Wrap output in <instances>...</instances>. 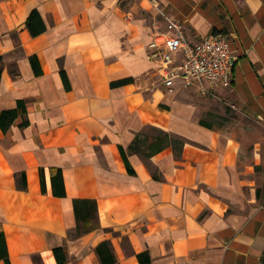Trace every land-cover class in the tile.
Returning <instances> with one entry per match:
<instances>
[{
  "label": "crops",
  "instance_id": "obj_1",
  "mask_svg": "<svg viewBox=\"0 0 264 264\" xmlns=\"http://www.w3.org/2000/svg\"><path fill=\"white\" fill-rule=\"evenodd\" d=\"M33 10L38 35L26 26ZM168 19L190 43L228 40L230 85L205 83L207 95L264 125V0H0V232L9 264H57L54 247L66 264H264V188L244 176L236 144L162 86L149 57ZM124 79L132 81L112 86ZM182 87L203 95L181 81L173 89ZM152 128L182 138L181 155L130 153ZM56 169L64 197L53 193ZM76 199L97 204L95 226L79 236Z\"/></svg>",
  "mask_w": 264,
  "mask_h": 264
},
{
  "label": "built area",
  "instance_id": "obj_2",
  "mask_svg": "<svg viewBox=\"0 0 264 264\" xmlns=\"http://www.w3.org/2000/svg\"><path fill=\"white\" fill-rule=\"evenodd\" d=\"M149 56L159 64L162 86L172 90L177 81L184 87L197 86L203 95L208 94L204 84L211 87H228L235 56L228 40L223 36L190 43L184 36L182 24L167 20L166 31L153 38Z\"/></svg>",
  "mask_w": 264,
  "mask_h": 264
},
{
  "label": "rangeland",
  "instance_id": "obj_3",
  "mask_svg": "<svg viewBox=\"0 0 264 264\" xmlns=\"http://www.w3.org/2000/svg\"><path fill=\"white\" fill-rule=\"evenodd\" d=\"M182 101L194 107V117L236 144L244 176L264 188V125L250 120L218 95H200L190 88H174Z\"/></svg>",
  "mask_w": 264,
  "mask_h": 264
},
{
  "label": "trees",
  "instance_id": "obj_4",
  "mask_svg": "<svg viewBox=\"0 0 264 264\" xmlns=\"http://www.w3.org/2000/svg\"><path fill=\"white\" fill-rule=\"evenodd\" d=\"M41 24L40 17L37 13V11L33 10L26 22V26L29 29L30 33L32 35H38L39 33H42L44 30V26L40 25V29L38 28V24ZM1 61V59H0ZM36 59L32 57V64L36 65ZM64 82L67 83V79L65 77V74L62 72ZM132 81V79H124L115 83H112L113 85H125ZM18 106H22V103L19 102ZM23 108V107H22ZM5 114L9 115L11 114L14 116L15 111H9ZM200 125L211 129L212 126L204 121L199 122ZM152 131L155 132L153 136H149L146 133L138 134L132 144L129 147L130 153H135L140 155L144 159H149L150 157L154 156L155 154L163 151L166 148H171L174 152V154L179 157L182 152V148L184 146V140L180 137L172 136L164 131L154 129L152 128ZM120 152L122 154V157L124 159V162L129 167L126 153L122 148H120ZM154 178H157V176L154 175ZM51 183H52V189L54 195H60V197L65 196L64 191V185L62 180V173L60 169H56L52 172L51 175ZM56 187L61 188V193L57 192ZM24 188V186H22ZM73 209L77 221V227H76V236L81 235V233L84 231H89L91 227H94V220L96 218L97 213V204L94 200H87V199H76L73 201ZM93 221V222H92ZM82 224V226H81ZM83 230V231H82ZM57 264H66V256L65 252L62 247H54L52 249ZM0 259H4L6 264H9V261L7 259L6 254V248H5V240L3 233L0 232Z\"/></svg>",
  "mask_w": 264,
  "mask_h": 264
}]
</instances>
